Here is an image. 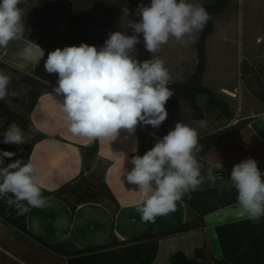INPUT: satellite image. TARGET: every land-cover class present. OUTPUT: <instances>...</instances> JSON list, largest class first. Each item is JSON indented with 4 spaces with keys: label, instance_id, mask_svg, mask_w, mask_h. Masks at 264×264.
I'll list each match as a JSON object with an SVG mask.
<instances>
[{
    "label": "clouds",
    "instance_id": "9594fccd",
    "mask_svg": "<svg viewBox=\"0 0 264 264\" xmlns=\"http://www.w3.org/2000/svg\"><path fill=\"white\" fill-rule=\"evenodd\" d=\"M25 2L0 0V48L25 40L28 30L19 7ZM137 15L139 21L129 25L132 35L110 32L100 48L81 43L48 53L44 69L58 76L53 92L62 97L61 109L73 136L113 140L121 130L135 134L138 125L158 130L167 119L165 105L174 91L168 86L171 77L165 61L155 54L171 39L186 44L211 17L203 6L189 0H151L148 6H138ZM141 35L144 48L151 53V59L143 61L135 55ZM37 52L42 58L40 47L27 39L22 55L35 59ZM9 84L10 77L0 71V100L8 95ZM150 135L155 136V131ZM0 136V143H26L23 130L15 123ZM199 140L196 128L177 122L143 156L132 157L126 180L138 187L136 210L144 221L154 222L157 216L174 211L176 202L198 190L205 180L214 184V170H222L223 165L219 160L209 161L207 174H202ZM15 156V152L0 149V197L11 194L6 202L23 215L29 207H45L47 198L33 163L15 159L4 166L5 158ZM229 181L237 191L241 215L252 223L264 218V172L257 162L246 158L235 164Z\"/></svg>",
    "mask_w": 264,
    "mask_h": 264
},
{
    "label": "crops",
    "instance_id": "0c3cea01",
    "mask_svg": "<svg viewBox=\"0 0 264 264\" xmlns=\"http://www.w3.org/2000/svg\"><path fill=\"white\" fill-rule=\"evenodd\" d=\"M21 8H25L24 4H21ZM40 27V24L36 26L37 31ZM26 40V38L14 40L6 48H0V61L20 71L28 72L33 68L42 58L39 52L35 59H28L22 55ZM83 41L94 45L93 37L88 34L81 43ZM38 46L45 53L46 48ZM231 93L233 94L232 91ZM61 101L62 97L56 96L53 91H42L28 114L29 124L36 132L53 136L36 139L28 156V162L37 168L41 190H53L81 172L84 176L87 172H93L105 182L117 205L108 197H102L98 202L80 203L71 212L69 205L62 198L48 196L45 207H29L25 213L26 227L32 233L47 242H64L69 249L84 248L108 242L111 232L118 239H129L172 229L197 214L193 207L180 200L176 202L174 211L157 216L154 222L144 221L136 210L139 199L138 187L126 180L127 172L133 167L131 164L132 153L135 152L133 150L137 151L140 147L137 131L129 135L126 130H121L113 140L97 138V152L85 162L80 146L91 145L94 139L76 137L68 131ZM176 104L169 108L175 107ZM239 121L244 122L242 127L198 156L200 162L204 164L202 170L204 175L207 174L209 161L219 160L223 165L222 170L217 168L219 171L214 172L216 177L214 184L205 180L198 190L232 186L229 181L231 170L235 164L246 158L254 159L261 172H264V107L245 115ZM227 123L226 127L234 122L230 119ZM139 126L137 127L149 134L155 131L154 137L159 139L174 129L162 126L154 130L150 125ZM224 127L205 131L200 133L199 137ZM85 164L89 169H85ZM228 197L232 195L221 196L215 193L194 195L192 200L197 199L199 208L207 210L202 216L203 225L162 237L157 245L156 256L149 264H170V255L178 250L187 257H193L195 250L202 246L205 249L202 260L208 264H213V259H222L223 251L216 227L246 219L241 215L237 201L220 205ZM242 262L228 264H245ZM0 264L67 263L63 255L47 250L0 220Z\"/></svg>",
    "mask_w": 264,
    "mask_h": 264
},
{
    "label": "rangeland",
    "instance_id": "374dc122",
    "mask_svg": "<svg viewBox=\"0 0 264 264\" xmlns=\"http://www.w3.org/2000/svg\"><path fill=\"white\" fill-rule=\"evenodd\" d=\"M35 1L26 0L22 4L27 7ZM214 1L189 0L197 5ZM150 3L151 0H50L38 32L43 30L51 40V47L67 31L70 38L84 39L86 34L92 36L93 44L100 48L110 32L121 31L125 35H132L129 25L140 19L137 15L138 6H148ZM211 19L213 32L205 39L206 65L201 81L216 98L228 105L232 113L231 120L236 122L264 107V0H229L227 6ZM199 33L187 38L188 42L183 45L171 39L155 54L165 61L170 81L184 80L193 72L196 64L194 42ZM135 55L140 61L151 59V53L144 48L142 35L140 43L136 45ZM0 71L10 77L8 95L0 100V133L15 123L23 130L26 140L24 145L0 143V149L22 152L32 138L25 121L31 99L30 90H37L38 86L20 77L19 70L1 61ZM53 74L54 81L49 84L55 88L58 76ZM206 101L205 94L197 96L202 116L194 118L193 109L186 101L179 100L175 107L168 109V117L160 127L174 128L177 122H182L196 128L199 134L226 127L229 120L220 110L208 106ZM2 139L0 136V141ZM98 177L93 172L85 175L86 180L95 183L99 182ZM9 197L11 194L1 198L6 200Z\"/></svg>",
    "mask_w": 264,
    "mask_h": 264
},
{
    "label": "trees",
    "instance_id": "16d2710c",
    "mask_svg": "<svg viewBox=\"0 0 264 264\" xmlns=\"http://www.w3.org/2000/svg\"><path fill=\"white\" fill-rule=\"evenodd\" d=\"M50 0H36L34 5H28L24 8V23L28 31L25 33V38L46 48L42 59L33 66L28 72L20 71V77L26 78L31 83L38 86L37 90H30L31 99L27 106L26 123L28 130L32 134V138L23 151L10 150L15 152L16 156L11 160L5 158L4 166L14 162L15 159H22L28 162V156L33 142L36 139L53 137L44 133L36 132L29 124L28 114L36 102L38 95L45 90L53 91L54 87L50 86L49 82L54 81V74H49L44 69V62L47 59L49 52L57 48L63 49L67 46L81 44L80 37H71L69 32L65 31L59 38V42L51 47V40L45 33L38 32L36 26L40 24L45 17V10L48 7ZM229 3V0H215L211 4H202L212 18L213 15L221 12ZM209 19L206 26L200 31L197 40L194 42L196 64L194 70L184 80H174L169 82V88L174 91V95L169 98L165 107L166 109L174 106L178 100H184L193 109L194 118L202 116L201 107L197 103V96L205 94L207 97V105L211 108H217L220 112L230 120L232 113L226 103L216 98L212 91L205 86L202 81V74L206 65L205 58V39L213 32L212 19ZM85 38V36H83ZM83 43V42H82ZM2 62V61H1ZM4 63V62H3ZM8 65V64H7ZM244 125L243 121L237 120L233 124H229L220 130L205 134L200 137L199 143L203 145L202 155L208 149L213 147L226 136L234 133L237 129ZM140 147L132 155L143 156L149 149L154 147L156 138L150 135L147 131L136 129ZM81 153L85 162L91 159L97 152V139H94L91 145L80 146ZM199 159V158H198ZM85 169L89 167L85 164ZM219 170H214L218 172ZM207 173V172H206ZM99 178V177H98ZM98 183L85 179L81 172L78 176L69 180L53 190H42L44 197L55 196L62 198L73 212L76 205L84 202H98L102 197H108L115 205L117 202L115 197L108 189L105 182L100 177ZM215 193L221 196H230L220 205L237 201V191L233 186L223 189H204L191 192L185 195L181 200L193 207L197 214L172 229L153 232L129 239H118L113 232L110 233L109 241L104 244L69 249L64 242H47L36 234L32 233L25 224V213L17 214V209L10 206L6 200L0 197V220L5 224L13 227L19 233L29 237L47 250L63 255L67 264H149L153 261L157 253V245L159 240L169 234L183 232L192 228L201 227L203 225L202 216L207 211L199 208V201L192 200L194 195ZM217 235L223 251L222 259H213V264H228L230 262H240L245 264H264V218L259 222L252 223L247 219H241L233 222L220 224L216 227ZM204 246L195 250L193 257H187L182 251L173 252L169 257L170 264H208L202 260L204 258Z\"/></svg>",
    "mask_w": 264,
    "mask_h": 264
},
{
    "label": "bare ground",
    "instance_id": "6f19581e",
    "mask_svg": "<svg viewBox=\"0 0 264 264\" xmlns=\"http://www.w3.org/2000/svg\"><path fill=\"white\" fill-rule=\"evenodd\" d=\"M225 91L229 92L227 89H225Z\"/></svg>",
    "mask_w": 264,
    "mask_h": 264
}]
</instances>
